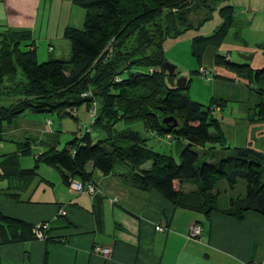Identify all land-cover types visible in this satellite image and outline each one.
<instances>
[{
    "label": "trees",
    "instance_id": "obj_1",
    "mask_svg": "<svg viewBox=\"0 0 264 264\" xmlns=\"http://www.w3.org/2000/svg\"><path fill=\"white\" fill-rule=\"evenodd\" d=\"M76 1L86 12L81 28L64 30L70 43L68 59L52 57L39 62L35 49L28 48L34 43L24 42L27 33L7 31L2 36L0 97H10L11 101L0 105V124L27 111L56 112L65 117L69 115L65 110L71 113L82 104L90 111L87 106L96 100L91 124L104 134L96 139L89 131L74 136L62 149L53 146L34 157V165L28 169L19 167L18 154L0 155V178L12 173L32 175L45 163L56 168L68 186L71 179L92 180L89 165L104 174L115 173L120 166L125 181L141 190L158 191L176 207L206 215L220 212L238 220L248 210L264 215V151L250 146L227 147L214 108L204 107L185 93L188 80L183 88L170 85L164 66L165 41L194 26L188 12L203 9L209 13L224 0H196L191 5H186V0ZM218 12L225 19L218 35L224 37L234 9L224 5ZM220 60L230 62L222 55L217 57ZM141 67L146 70L141 71ZM150 103L154 107H149ZM261 106L259 113L264 118V104ZM154 108L168 116L179 114L174 117L178 125L163 123L166 116L157 115ZM119 120H142L160 136L173 135L187 142L176 160L150 148L138 131L113 129ZM31 144L29 139L18 142L16 153L30 156ZM9 158L14 161L8 162ZM147 161L151 165L144 168ZM222 180L230 189L239 180L245 181L244 196L231 198L226 209L219 207L215 190ZM185 185L191 188L185 190ZM96 216H100V207ZM34 226L0 212V245L35 239Z\"/></svg>",
    "mask_w": 264,
    "mask_h": 264
},
{
    "label": "crops",
    "instance_id": "obj_2",
    "mask_svg": "<svg viewBox=\"0 0 264 264\" xmlns=\"http://www.w3.org/2000/svg\"><path fill=\"white\" fill-rule=\"evenodd\" d=\"M85 12L76 0H0V44L7 31L27 33L24 42L34 43L28 48H34L37 57L68 59L70 43L64 30L69 26L81 28ZM57 118L60 123L67 119L59 114ZM8 128L5 122L0 124V144L8 146L0 147V155L18 154L20 168L22 155L16 153L17 143L24 141L29 133L36 132L40 139L41 133L50 137L31 144L33 158L53 146L59 149L58 140L51 139L54 131L47 125L41 126L39 121H17L14 128ZM76 133L73 137H80L81 133ZM181 140L186 144L185 139L178 142ZM9 159L8 162L14 161ZM41 164L49 166L40 163L28 183L26 180L17 186L0 178L3 215L31 225L48 223L43 238L1 244L3 264H197L198 260L207 264H247L264 257V215L256 211H245L238 220L220 212L206 215L176 207L158 191L141 190L125 181L120 166L115 173L104 174L89 165L87 170L97 192L72 193L60 173L53 179L41 172L46 168L40 167ZM184 188L190 189L186 185ZM222 188L230 189L227 183ZM218 204L226 209L229 200L222 206L218 195ZM60 206L65 208V215L58 214ZM193 223L202 226L201 242L188 236ZM155 224H161L165 230H155ZM97 244L112 251L106 256L95 253L93 247Z\"/></svg>",
    "mask_w": 264,
    "mask_h": 264
},
{
    "label": "rangeland",
    "instance_id": "obj_3",
    "mask_svg": "<svg viewBox=\"0 0 264 264\" xmlns=\"http://www.w3.org/2000/svg\"><path fill=\"white\" fill-rule=\"evenodd\" d=\"M195 2L196 0H186L185 4L191 5ZM224 5H231L234 9V15L226 35L222 37L218 35V31L225 23V19L218 12V8ZM188 15L194 26L182 31L175 38H169L164 43L166 61L176 66L174 76L176 78L184 77L188 80V88L185 93L192 100L201 103L204 107L214 108L215 117L219 119L222 131L226 137L227 147L250 146L264 151V118H261L259 113L262 110L261 104H264V70L257 74L258 70L264 68V0H224L215 10L209 13L203 9L199 11L192 9L188 12ZM226 54L230 55L229 63L221 60L217 61V57L221 55L226 59ZM242 55L250 58L248 60L244 59L241 57ZM37 60L39 62L45 61L40 56L37 57ZM140 70L145 71L146 68L141 67ZM203 70H206L205 77L208 80L202 76ZM10 99L7 96L0 97V105H8L11 101ZM218 101L223 102V105L218 106L216 103ZM87 107H93L96 110L98 103L93 100L91 101V106ZM149 107H154V104L150 103ZM152 110L157 115L162 116V118L168 116L161 114L162 112L155 108ZM73 111L70 113L65 110V113H69V115L65 116L67 119L61 123L60 119L58 120L57 118L58 114L56 112L34 113L27 111L15 117L13 122H5V124L10 129L14 128L17 121H39L41 126L47 125L54 131V136L51 139L58 140L59 149L66 145L67 140L73 137L74 132L83 134L89 131L96 136L104 134L103 131H100L99 126L95 127L91 124L96 113L95 115L92 113V115L87 110L86 104H82L78 108L73 109ZM171 116L179 117V114L174 113ZM113 129L116 131L123 129L138 131L143 138H146L148 146L154 151L172 155L176 160H178L179 149L184 144L182 140L178 142V139L173 135L170 138V135L158 136L153 134L142 120H119L114 124ZM40 135L41 139L36 132L29 133L25 140L29 139L31 143L38 140L40 143V140L50 139L46 134L42 135L41 133ZM0 145V147L8 148L6 145ZM1 159L2 157H0ZM33 165L34 158L32 155L21 157L20 166L22 168H29ZM150 165L151 161H147L143 164V167L148 168ZM41 166L46 167L43 168L42 173L49 174L53 179L59 176V172L55 168L44 166L43 164ZM0 168L2 167L0 166ZM23 177L28 178L23 179ZM31 179L30 175L21 176L17 173H12L2 181L6 183L9 180L11 184L18 186L23 181L28 180L25 183L30 182ZM89 181H92L96 187L93 178ZM222 181L216 184L215 187L220 196L222 206H224L223 203L231 198L244 196V180H239L235 190L227 189L226 191L222 188L223 183H226V181ZM187 187L191 188L190 185H187ZM3 189L6 190V188ZM96 192L97 187L94 194ZM60 208L65 211L63 206H60L58 210ZM38 224H40L41 229L38 227L35 229L41 230L42 236L38 237L35 231L33 232L36 238H43V230L47 229L48 223L41 222ZM156 225L159 224H155L154 228ZM94 247L93 252H95ZM106 248L110 252L112 251L110 247ZM197 264L207 263L203 260H198Z\"/></svg>",
    "mask_w": 264,
    "mask_h": 264
},
{
    "label": "built area",
    "instance_id": "obj_4",
    "mask_svg": "<svg viewBox=\"0 0 264 264\" xmlns=\"http://www.w3.org/2000/svg\"><path fill=\"white\" fill-rule=\"evenodd\" d=\"M225 57H226V59H229L230 55L229 54H226ZM205 73H206V70H203L202 76L206 80H208V78L205 77ZM87 94L88 93H83V96H86ZM90 113L91 114L93 113L95 115L96 110L93 107H91ZM68 188L73 193H79V192L87 191V192H89L91 194H94V191H95V188L96 187H95V184L92 181L82 182V181L77 180V179H71L69 181ZM58 214L59 215H64L65 214L64 209L63 208H60L58 210ZM36 227H38L39 229H41L40 224L34 226L33 227V231H35V233H36V235L38 237H41L42 236V232L39 229H35ZM43 227H46V226H43ZM155 229L157 231H164L165 230V227H163L162 225L159 224V225H156ZM201 231H202V226L200 225V223H193L191 225L190 229H189V235L188 236L191 239L195 240L196 242H201L202 241ZM94 251L96 253L103 254V255H107L108 253H110V251L105 246H101V245H96L94 247ZM249 264H264V257L260 261H251Z\"/></svg>",
    "mask_w": 264,
    "mask_h": 264
},
{
    "label": "water",
    "instance_id": "obj_5",
    "mask_svg": "<svg viewBox=\"0 0 264 264\" xmlns=\"http://www.w3.org/2000/svg\"><path fill=\"white\" fill-rule=\"evenodd\" d=\"M241 57L244 59L250 58L249 56H244V55H242ZM164 66H165V69L168 73L167 81L170 83V85H175L176 87H179V88L185 87V85L187 83V79L184 77L176 78L174 76L176 66L167 62V61H165ZM170 121H173V123L171 125L172 127H175L178 125L177 120L173 116H166L163 118V123H169Z\"/></svg>",
    "mask_w": 264,
    "mask_h": 264
}]
</instances>
